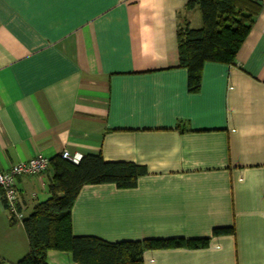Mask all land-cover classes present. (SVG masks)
<instances>
[{"label": "crops", "instance_id": "1", "mask_svg": "<svg viewBox=\"0 0 264 264\" xmlns=\"http://www.w3.org/2000/svg\"><path fill=\"white\" fill-rule=\"evenodd\" d=\"M188 1L0 0V172L63 151L143 166L133 189L84 186L73 236L202 239L233 227L143 264H264V2L234 63H205L191 94L177 54L178 29L201 28ZM51 174L16 180L25 218L49 198ZM27 253L0 193V264ZM46 262L75 264L56 251Z\"/></svg>", "mask_w": 264, "mask_h": 264}, {"label": "trees", "instance_id": "2", "mask_svg": "<svg viewBox=\"0 0 264 264\" xmlns=\"http://www.w3.org/2000/svg\"><path fill=\"white\" fill-rule=\"evenodd\" d=\"M261 7L257 0L188 1L185 9L197 8L201 18L200 29H191L186 24L177 31L178 66L186 70L188 93L199 91L205 63H234ZM47 170L52 173L47 184L49 198L36 204L21 222L28 240V253L16 264H47L49 251L68 253L75 264H143V255L149 251L204 249L211 238L234 234L233 227H224L213 229L211 237L202 239L108 243L95 237H75L71 232V208L84 186L133 189L147 170L134 163L106 162L100 154L85 155L76 165L58 156L49 160Z\"/></svg>", "mask_w": 264, "mask_h": 264}, {"label": "built area", "instance_id": "3", "mask_svg": "<svg viewBox=\"0 0 264 264\" xmlns=\"http://www.w3.org/2000/svg\"><path fill=\"white\" fill-rule=\"evenodd\" d=\"M260 2H264V0H260ZM60 158L76 165L82 156L70 155L67 151H63ZM48 165L49 159L36 156L26 162L12 165L4 172H0V193L5 211L11 222L21 223L24 219L16 180L21 176L42 177L47 171Z\"/></svg>", "mask_w": 264, "mask_h": 264}]
</instances>
